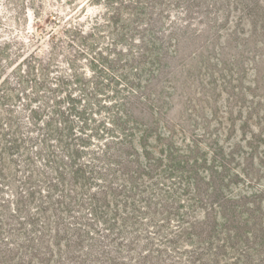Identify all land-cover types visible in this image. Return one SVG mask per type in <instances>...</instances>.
Listing matches in <instances>:
<instances>
[{"label":"trees","instance_id":"16d2710c","mask_svg":"<svg viewBox=\"0 0 264 264\" xmlns=\"http://www.w3.org/2000/svg\"><path fill=\"white\" fill-rule=\"evenodd\" d=\"M252 2L234 1L244 17ZM78 3L0 0V264H264V185L228 192L163 120L172 61L223 0ZM22 18L31 39L12 34ZM63 46L80 50L51 79ZM28 88L25 135L12 109Z\"/></svg>","mask_w":264,"mask_h":264},{"label":"rangeland","instance_id":"374dc122","mask_svg":"<svg viewBox=\"0 0 264 264\" xmlns=\"http://www.w3.org/2000/svg\"><path fill=\"white\" fill-rule=\"evenodd\" d=\"M84 1L79 0L78 6ZM234 1L223 0L217 6L219 11L210 17V29L189 35L190 45L181 48L172 61L171 88L167 90L163 85L161 96L167 104L163 120H170L174 125L177 142L183 137H186L185 143L194 141L198 155L207 161L209 168L212 163L221 164L223 170H215L223 174V184L232 193L245 188V177H255L258 185H264V0H252L256 13L251 17L241 16V5ZM88 21L80 20L82 25ZM8 22H1V26ZM20 23L16 26L20 33L11 29L12 34L26 40L31 36L24 33L23 18ZM3 32L9 33L10 29ZM74 50L80 49L73 46L67 53L63 46L58 52L53 62L58 68L51 70V79L65 73V60L71 58ZM76 64L78 70L88 71L85 60L79 59ZM32 94L28 88L13 103L12 111L23 123L25 135L29 109L40 105ZM30 98L34 99L31 103ZM55 101L62 110L69 106L64 93ZM93 118L96 121L100 116ZM71 119L77 122L74 117ZM77 256L80 255L77 253ZM76 260L63 256L59 261L52 257L40 264H79Z\"/></svg>","mask_w":264,"mask_h":264}]
</instances>
